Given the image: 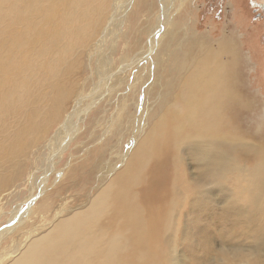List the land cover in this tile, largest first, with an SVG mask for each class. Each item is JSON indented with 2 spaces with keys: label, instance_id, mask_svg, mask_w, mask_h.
<instances>
[{
  "label": "rangeland",
  "instance_id": "374dc122",
  "mask_svg": "<svg viewBox=\"0 0 264 264\" xmlns=\"http://www.w3.org/2000/svg\"><path fill=\"white\" fill-rule=\"evenodd\" d=\"M51 1L0 0V55L14 58L0 64V264L109 184L174 105L181 66L222 39L234 48L225 58H234L245 105L234 122L242 136L264 139V0H98L70 14ZM75 27L88 29L69 52L43 56L46 28ZM192 139L165 170L156 264H264V200L207 168L185 146ZM131 233L112 229L113 238Z\"/></svg>",
  "mask_w": 264,
  "mask_h": 264
},
{
  "label": "bare ground",
  "instance_id": "6f19581e",
  "mask_svg": "<svg viewBox=\"0 0 264 264\" xmlns=\"http://www.w3.org/2000/svg\"><path fill=\"white\" fill-rule=\"evenodd\" d=\"M81 2L95 3V7L98 4V0H52L50 9L60 7L68 14L71 10L83 12L85 5L82 7ZM168 5L167 1L166 12ZM160 15V18L165 17ZM67 23L76 26L73 21ZM167 26L160 23L159 28ZM87 29L46 28L48 51L41 53L50 58L57 49L62 50V54L69 52L84 38ZM229 42L222 39L195 55L184 68L181 66L184 72L172 83L174 105L167 108L151 130L127 152L122 169L114 170L109 184L88 205L70 209L69 214L54 223L43 236L29 238L11 264L153 263L157 242L161 241L162 219L168 213V210L165 213L164 200L167 195L165 170L169 157L186 138H194L185 146L188 145L193 155L201 156L207 168L217 169L223 176L235 175L244 183L235 191L247 192L253 200H264V139L253 141L242 136L237 121L234 122L237 112L245 105L236 86L234 58H225L227 53L234 54ZM13 60L4 61L0 55V64L9 66ZM1 80L5 90L12 85L11 78ZM248 156L255 160L253 167L238 160H247ZM174 160L179 163L177 156ZM177 199L173 196L171 203ZM114 226L133 233L113 238ZM121 247L126 251L122 253ZM136 256L142 259L138 261Z\"/></svg>",
  "mask_w": 264,
  "mask_h": 264
},
{
  "label": "flooded vegetation",
  "instance_id": "af4514ba",
  "mask_svg": "<svg viewBox=\"0 0 264 264\" xmlns=\"http://www.w3.org/2000/svg\"><path fill=\"white\" fill-rule=\"evenodd\" d=\"M259 7L261 8V10H264V5H262V4H259ZM259 13H257V15H258ZM264 14V13H263ZM260 15V14H259ZM261 16V15H260Z\"/></svg>",
  "mask_w": 264,
  "mask_h": 264
}]
</instances>
